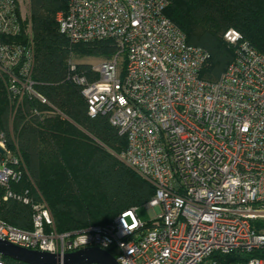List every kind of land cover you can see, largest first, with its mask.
I'll use <instances>...</instances> for the list:
<instances>
[{"label": "built area", "instance_id": "obj_1", "mask_svg": "<svg viewBox=\"0 0 264 264\" xmlns=\"http://www.w3.org/2000/svg\"><path fill=\"white\" fill-rule=\"evenodd\" d=\"M166 5L67 0L56 18L71 42L111 40L116 47L91 65L95 79L76 74L72 61L67 78L82 88L88 116H106L125 137L119 158L154 187L144 204L153 210L150 219L141 221L131 207L107 225L57 233L43 201L8 188L22 163L0 134L3 199L32 209L28 230L0 218L1 240L59 254L99 247L118 264H219L213 255L252 251L261 255L236 264H264V55L228 28L223 39L235 48L234 59L218 79L201 78L209 53L186 42ZM27 16L28 0H0V38L23 34L26 41L0 39V74L13 95L34 94L44 103L29 77Z\"/></svg>", "mask_w": 264, "mask_h": 264}, {"label": "trees", "instance_id": "obj_2", "mask_svg": "<svg viewBox=\"0 0 264 264\" xmlns=\"http://www.w3.org/2000/svg\"><path fill=\"white\" fill-rule=\"evenodd\" d=\"M165 16L185 35L186 42L209 53L201 78L216 80L234 59L235 48L223 39L236 29L264 55V0H165ZM67 0H28L27 22L32 49L29 77L32 90L44 98L9 90V77L0 74V134L11 153L21 159L22 175L8 188L27 191L48 207L57 233L88 226H103L131 207L147 203L154 187L119 158L126 140L106 116L90 117L81 87L67 78L68 63L89 81L96 78L91 64L76 60L108 59L116 47L111 40L71 42L59 31L57 14ZM24 44L23 34L0 38ZM18 80L23 75L13 68ZM0 218L15 227L30 229V204L3 199ZM111 252V251H110ZM261 253L213 255L219 264H236ZM5 264H24L3 257Z\"/></svg>", "mask_w": 264, "mask_h": 264}, {"label": "water", "instance_id": "obj_3", "mask_svg": "<svg viewBox=\"0 0 264 264\" xmlns=\"http://www.w3.org/2000/svg\"><path fill=\"white\" fill-rule=\"evenodd\" d=\"M0 254L24 264H118L110 252L99 247H86L59 254L23 248L0 239Z\"/></svg>", "mask_w": 264, "mask_h": 264}, {"label": "rangeland", "instance_id": "obj_4", "mask_svg": "<svg viewBox=\"0 0 264 264\" xmlns=\"http://www.w3.org/2000/svg\"><path fill=\"white\" fill-rule=\"evenodd\" d=\"M22 8L24 9V12H27V4H22ZM101 58H93V57H85V58H81L76 60L77 62H84V63H89L91 65L98 63V61H100ZM152 212L153 210L151 208H148L144 205L139 206L136 209V214L138 215L139 219L141 221H147L150 219V217L152 216ZM264 230V229H262Z\"/></svg>", "mask_w": 264, "mask_h": 264}]
</instances>
